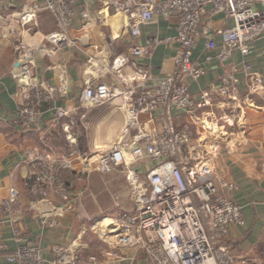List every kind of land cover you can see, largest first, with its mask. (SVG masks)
<instances>
[{"label":"crops","instance_id":"crops-1","mask_svg":"<svg viewBox=\"0 0 264 264\" xmlns=\"http://www.w3.org/2000/svg\"><path fill=\"white\" fill-rule=\"evenodd\" d=\"M44 2L0 3V221L6 217L2 201L12 199L13 224L20 229V235H14L12 224H0L5 242L0 264H20L9 261L8 255L24 243L40 246L44 264H147L138 246L113 245L112 231L118 213L130 207L129 194L135 191L133 211L142 205L144 187L151 185L148 172L157 163H134L130 169L109 172L97 168L91 155L123 140L128 99L120 96L98 104L86 98L84 89L99 81L117 89L151 88L175 67L178 45L156 37L174 35L177 19L158 15L152 22L138 23L134 35L121 0H77L72 25L65 28L53 11L33 8ZM232 23L223 14L205 21L193 57L204 60L207 71L187 82L200 96L213 92L228 76L238 95L194 111L144 110L139 121L151 131L164 129L168 121L187 123L201 144L212 145L218 170L238 184L232 195L243 204L245 218L244 224L231 227L225 243L241 263L264 264V37L252 52L235 49L221 59L218 30ZM134 45L145 53L135 54ZM36 86L54 93L42 105L40 128L24 124L18 116L27 91ZM55 105L67 111L56 121ZM136 136L133 128L129 137ZM46 149L60 158V174L72 188L69 201L56 193L41 197L24 186L31 161Z\"/></svg>","mask_w":264,"mask_h":264},{"label":"built area","instance_id":"built-area-1","mask_svg":"<svg viewBox=\"0 0 264 264\" xmlns=\"http://www.w3.org/2000/svg\"><path fill=\"white\" fill-rule=\"evenodd\" d=\"M76 2L45 0L42 5L35 3L33 8L53 11L66 28L72 25ZM152 2L121 0L120 7L128 15L134 35L139 33L138 23L152 22L158 15L169 21L177 19L174 35L156 37L158 41L178 45L173 71L151 88L138 85L117 89L106 81H99L84 89L86 98L98 104L114 97L128 99L129 122L123 140L117 146L101 148L91 155L97 168L109 172L130 169L134 163H157L148 172L151 185L144 187L142 205L136 212L125 210L116 216L113 245L138 246L145 252L147 264H243L225 243L231 227L245 223L243 204L232 195L238 184L218 170L212 145L201 144L187 123L178 126L168 121L162 130H144L139 114L160 107L165 111L171 107L194 111L238 95L237 86L231 85L228 76L222 78L213 92L207 91L200 96L191 92L187 78L198 79L207 71L204 60L193 57L194 48L205 32V21L223 14L233 23L218 30L222 35L218 57L225 59L235 49L243 54L252 52L254 43L264 37V0ZM83 15L87 17L88 12L84 10ZM133 52L145 53L140 45H134ZM208 59L211 57L207 56ZM53 96L52 88L36 86L28 90L25 101L18 107L19 119L28 126L40 128L42 105ZM54 107L55 121L67 113L64 107ZM133 128L137 129L135 139L129 137ZM127 153L131 154V159ZM161 168L169 172H157ZM24 186L41 197L52 193L66 201L72 197L71 185L60 174V158L50 149L31 161ZM12 204L9 198L2 201L6 217L0 224L9 222L14 235H20L19 227L13 224ZM148 230L152 231L151 235L147 234ZM4 245L0 229V250ZM8 260L20 264L45 263L41 248L35 243L20 244L8 255ZM71 264L79 263L73 261Z\"/></svg>","mask_w":264,"mask_h":264},{"label":"rangeland","instance_id":"rangeland-1","mask_svg":"<svg viewBox=\"0 0 264 264\" xmlns=\"http://www.w3.org/2000/svg\"><path fill=\"white\" fill-rule=\"evenodd\" d=\"M213 125V124H212ZM209 126L210 127H212L210 124H209ZM213 128H215V126L213 127ZM116 172H118V171H116ZM129 181V180H128ZM130 183V182H129ZM127 185V187H128V189H129V185L128 184H126ZM134 185V184H133ZM133 187V186H132ZM130 190V189H129ZM134 192L135 191H133V194H129V203H130V207H127V210H131V211H133V208H135V199H134ZM101 194V193H100ZM103 194H101L100 196H102ZM132 206V207H131ZM137 211V210H136ZM136 211H134V212H136ZM105 212H109V210L107 209V210H105Z\"/></svg>","mask_w":264,"mask_h":264},{"label":"bare ground","instance_id":"bare-ground-1","mask_svg":"<svg viewBox=\"0 0 264 264\" xmlns=\"http://www.w3.org/2000/svg\"><path fill=\"white\" fill-rule=\"evenodd\" d=\"M213 128V127H212ZM207 133V132H206Z\"/></svg>","mask_w":264,"mask_h":264},{"label":"water","instance_id":"water-1","mask_svg":"<svg viewBox=\"0 0 264 264\" xmlns=\"http://www.w3.org/2000/svg\"><path fill=\"white\" fill-rule=\"evenodd\" d=\"M106 223V222H105Z\"/></svg>","mask_w":264,"mask_h":264}]
</instances>
